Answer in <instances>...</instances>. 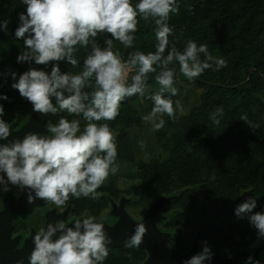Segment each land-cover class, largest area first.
<instances>
[{
	"label": "clouds",
	"instance_id": "clouds-1",
	"mask_svg": "<svg viewBox=\"0 0 264 264\" xmlns=\"http://www.w3.org/2000/svg\"><path fill=\"white\" fill-rule=\"evenodd\" d=\"M22 3L26 12L19 14L15 37L23 40L25 50L17 62L34 61L45 66L52 63V67L50 73L29 68L18 80L12 72L15 82L11 87L32 104L34 112L67 113L81 117L84 122L81 128L80 119L61 116L58 123H47L48 135L27 133L23 140L0 145V172L7 177L5 180L0 175V185L4 191L9 190L8 184L29 189V204L40 199L62 208L70 197L99 199L102 193L97 190L120 170L115 134L106 121L117 118L122 102L133 96L150 99L153 107L141 118L151 124L153 131H160L165 125L164 116L175 121L177 112L184 115L180 102L174 104L171 99L178 95L174 86L177 65L178 73L190 82L205 70L220 71L228 66L226 60L213 56L206 44L197 45L193 40L186 41L182 51L174 45L169 48L173 27L168 21L170 14H179L177 0H138L135 5L132 0H22ZM188 10H192L190 6ZM140 20L155 25V52L132 51L125 61L114 50V42L125 49L132 48ZM0 26L6 31L8 21ZM99 35L105 37L103 47L97 42ZM81 49H90L83 59L82 70L61 72L59 62L80 67L77 53ZM150 74H155L154 83L159 86L155 91H151ZM86 88L91 91H85ZM4 114L0 105V140L11 134L10 124L2 119ZM223 114V108L217 107L210 119L218 125ZM240 120L254 129L247 115ZM256 206V199L249 198L236 207L235 215L247 216L258 236L264 237V213L253 214ZM73 222V227L63 221L48 223L46 229L36 232L29 264H103L109 255L107 245L111 243L104 224L87 214ZM146 232L143 223L137 224L125 247L138 248ZM210 259V249L204 247L185 264H204ZM249 262L259 264L252 262L251 257Z\"/></svg>",
	"mask_w": 264,
	"mask_h": 264
},
{
	"label": "trees",
	"instance_id": "trees-1",
	"mask_svg": "<svg viewBox=\"0 0 264 264\" xmlns=\"http://www.w3.org/2000/svg\"><path fill=\"white\" fill-rule=\"evenodd\" d=\"M137 2L132 0L133 5ZM177 3L179 14H170L168 21L173 27L169 48L174 45L182 51L186 41L193 40L197 45L206 44L209 52L226 60L228 66L220 71L205 70L193 80L203 92L200 103L192 106L187 115L177 113L175 121L164 118V128L156 131V135L165 154L137 159L131 129L143 126L141 117L151 111L153 102L139 96L122 102L117 118L106 121L115 134L120 170L99 188L106 193L96 201L81 198L80 207L95 214L109 207L110 200L121 193L132 197L130 206L145 211L156 198L176 194L163 208L168 216L159 224L161 229L172 233L170 246L187 251L192 237L201 230L202 244L215 247L211 251L224 255L242 249L250 251L261 240L253 232L256 228L248 217H237L235 209L254 198L257 206L253 214L264 213V0H177ZM22 12H26L22 0H0V24L8 21L6 31L0 26V96L8 97L0 99V105L5 110L2 119L16 122L15 125L29 117L33 106L11 87L15 82L11 73L15 72L18 80L29 68L50 73L52 67V63L45 66L34 61L17 62L25 50L23 40L15 37ZM134 35L132 48L125 49L114 42V50L125 61L132 51L155 52L154 23L140 20ZM104 38L103 35L96 38L102 47ZM87 51L90 49L77 53L80 67L59 62L61 72L81 71ZM154 75L150 74L149 79H154ZM185 81L188 80L184 76L178 79L177 75L174 86L182 87ZM153 83L154 80L149 82L150 86ZM157 89L151 86V91ZM171 99L175 104L176 96ZM217 107L224 112L218 125L210 119ZM243 115H247L254 129L240 120ZM61 116L80 119L83 128L81 117L67 113L51 114L50 122L58 123ZM120 177L130 180L128 187L119 186ZM202 202L211 204L212 209ZM146 258L147 252L140 248L114 247L103 264H146ZM237 264L251 262L243 258Z\"/></svg>",
	"mask_w": 264,
	"mask_h": 264
},
{
	"label": "water",
	"instance_id": "water-1",
	"mask_svg": "<svg viewBox=\"0 0 264 264\" xmlns=\"http://www.w3.org/2000/svg\"><path fill=\"white\" fill-rule=\"evenodd\" d=\"M176 68L178 75V65ZM177 75L174 77L175 81L177 79ZM152 80L154 79H149V82ZM85 91H91V89L86 88ZM52 101L55 105V98H52ZM50 115V113L41 114L34 112L32 107L29 117L17 128H15L16 122L9 123L11 126V134L6 140H0V145L10 144L15 140H23L27 133H37L42 136L48 135L46 125L50 121ZM0 175L6 176V174L2 172H0ZM176 196V194H172L162 195L156 198L152 205L146 210L144 215L139 219L132 217L126 210V204L130 201L129 199L123 197L119 204L112 202L110 215L114 216L116 220L112 223L96 221L98 223L104 224V230L111 239V243L107 245L109 252L111 251V248L125 246V241L134 234L137 224L140 223H143L147 228V232L143 237V241L138 247L147 252V258L145 260L146 264H185V261L189 260L192 256L202 252L200 231L196 236L192 237L190 248L183 252L169 245V240L172 236V233L169 231H164L159 227V224L167 217L162 213L163 208L173 199H175ZM68 226L73 227L74 222H70ZM58 235L59 233H57L53 239H56ZM33 249V241L31 239L26 240L24 245L18 251L21 253V255L26 256L24 259H20V264H29V256ZM263 249L264 243L253 250V252H249L247 250H238L235 253L232 252L230 254L224 255L217 251L210 250L211 259L205 260L204 264H237L243 258L249 259V257H251V260L258 261V253Z\"/></svg>",
	"mask_w": 264,
	"mask_h": 264
},
{
	"label": "flooded vegetation",
	"instance_id": "flooded-vegetation-1",
	"mask_svg": "<svg viewBox=\"0 0 264 264\" xmlns=\"http://www.w3.org/2000/svg\"><path fill=\"white\" fill-rule=\"evenodd\" d=\"M19 125H15V128ZM4 177L6 180L7 177ZM7 187L9 190L4 191L3 185H0V264H18L16 262L21 261L20 259H24L26 256L21 255L18 251L24 245L26 240L31 239L33 241L32 237H34L35 233L41 228L46 229L48 223L55 224L57 221L70 223L75 219L84 218L85 214L95 217L96 221L112 223L116 220V218L110 215L111 203L115 202L116 204H119L121 199L125 197L130 200L126 204L127 210V207L130 206L132 201L131 196L120 193L118 197L110 200L109 207L102 208L97 213L92 214L90 209L80 207L81 198L76 199L70 197V200L62 208H56L55 205L46 204L45 201L40 199H36L32 204H29L27 200L29 189H20L19 187L11 184H8ZM97 191L102 194L106 193L103 189H98ZM91 200L92 199L88 198V201ZM146 210L142 213V216ZM162 213L168 216L164 209ZM108 216L111 218L110 221H107ZM199 231L201 233V230H197L194 236H196ZM259 240L261 241H258V245H255L254 249H249V252H253V250L259 247L264 242V237H261ZM202 243L203 242L201 241V247L203 248L208 247L210 250L215 248L212 244L204 246ZM263 252L264 249L258 253L259 264H264V255L262 256Z\"/></svg>",
	"mask_w": 264,
	"mask_h": 264
},
{
	"label": "rangeland",
	"instance_id": "rangeland-1",
	"mask_svg": "<svg viewBox=\"0 0 264 264\" xmlns=\"http://www.w3.org/2000/svg\"><path fill=\"white\" fill-rule=\"evenodd\" d=\"M131 76V73H130ZM183 75L178 74V79H182ZM182 87H178V95L176 96V101L178 100L180 104L183 106L184 109V115H187L192 106L198 105L200 103L201 99V93L203 92V88L198 86L193 81H185L182 83ZM152 87L158 88L159 86L155 83L151 84ZM144 101V99H141ZM144 112V111H142ZM148 111L147 113H149ZM145 113V115L147 114ZM179 113V112H177ZM144 115V114H143ZM166 116L163 117V119ZM132 136H134L135 141V148H136V156L137 159H149L151 156H158L161 153H163L162 148L159 145V141L157 139L156 131L152 130L151 124H147L144 122L143 126L141 128L134 127L131 129ZM141 142H143V146H141ZM165 154V153H163ZM118 184L121 188H126L130 184V180L125 179V177H120L118 180ZM203 203V202H202ZM206 204L209 208L212 209V205L208 203ZM128 212L131 216H133L135 219H139L142 216L143 210L139 211L136 207L128 206L127 207ZM143 211V212H142ZM210 213H207V216H209ZM110 216H108V220L110 221ZM253 232L256 233V237L259 240L261 237L258 236V231L255 229Z\"/></svg>",
	"mask_w": 264,
	"mask_h": 264
}]
</instances>
